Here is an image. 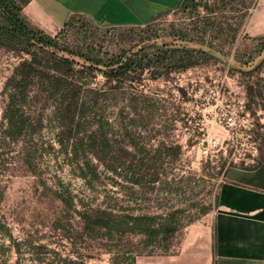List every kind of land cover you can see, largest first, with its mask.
Instances as JSON below:
<instances>
[{
  "label": "rangeland",
  "instance_id": "obj_1",
  "mask_svg": "<svg viewBox=\"0 0 264 264\" xmlns=\"http://www.w3.org/2000/svg\"><path fill=\"white\" fill-rule=\"evenodd\" d=\"M195 4L136 26L70 21L54 50L82 78L86 110L70 132L36 83L21 102L26 130L5 134L4 84L19 58L0 49V264H138L169 239L131 230L126 216L173 223L172 249L211 222L228 167L264 156V0ZM175 48L195 50L197 62L152 75L148 58ZM129 58L135 69L108 81L105 68ZM246 86L262 94L250 107ZM242 101L240 127L228 131L221 122ZM91 135L106 138L103 152ZM213 139L221 149L204 154ZM91 210L111 213V229L84 230L78 212Z\"/></svg>",
  "mask_w": 264,
  "mask_h": 264
},
{
  "label": "crops",
  "instance_id": "obj_2",
  "mask_svg": "<svg viewBox=\"0 0 264 264\" xmlns=\"http://www.w3.org/2000/svg\"><path fill=\"white\" fill-rule=\"evenodd\" d=\"M181 0H29L26 20L56 35L81 16L99 26L142 25L174 11ZM211 222L180 245L139 257L138 264H264V156L254 167H231L215 198Z\"/></svg>",
  "mask_w": 264,
  "mask_h": 264
},
{
  "label": "trees",
  "instance_id": "obj_3",
  "mask_svg": "<svg viewBox=\"0 0 264 264\" xmlns=\"http://www.w3.org/2000/svg\"><path fill=\"white\" fill-rule=\"evenodd\" d=\"M28 2L29 0H0V49L12 52L19 58L18 65L4 84V91L8 99L4 115L5 134L12 139L20 136L27 128L28 120L21 102L26 98L32 85L36 83L38 88L46 93V98L55 99L60 120L69 129V132L71 131L70 127L75 126V122L78 123L77 120L84 116L86 110L85 102L79 94L82 78L77 76L78 71L74 69L73 60L59 56L54 51L57 49L62 30L69 25L70 21H73L74 17L64 25L60 32L51 37L31 25L24 17L23 9ZM188 4L197 6L192 0H181L179 7ZM198 55V52L189 49L164 50L152 58H148L146 67L147 69L156 67V70H152V75H168L172 62L176 69L185 70L197 62ZM261 64L262 60L259 61L257 67ZM134 65L138 64L129 58L121 66H107L103 73L108 81L114 80L119 85L128 72L135 69ZM159 67L164 69L163 73L160 72ZM82 71L84 70L80 71L83 74ZM245 90L247 107L253 103L255 96H262L261 93L255 94L253 86H246ZM97 139H100L99 150L103 152L104 147L108 146V141L104 136L101 138L94 135L89 136L90 147H98ZM60 198L66 205H69L66 196L60 193ZM78 213L84 230L97 232L111 229L113 217L106 210ZM125 219V225L130 226L131 230H138V227H141L140 231L152 238L163 234L168 240L177 230L173 223L156 224V228H154L151 224L152 219L147 217L126 216ZM131 264H134L133 260Z\"/></svg>",
  "mask_w": 264,
  "mask_h": 264
},
{
  "label": "built area",
  "instance_id": "obj_4",
  "mask_svg": "<svg viewBox=\"0 0 264 264\" xmlns=\"http://www.w3.org/2000/svg\"><path fill=\"white\" fill-rule=\"evenodd\" d=\"M192 1L195 3L205 4V3H212L216 0H192ZM244 103H245L244 101L241 102V105L239 106V110H237L236 112H232L224 116L221 124H223L224 128L227 129L228 131L237 130V127H240L239 119L241 117V114L243 113V109L245 108V106H243ZM245 116H248V114H245ZM248 130H249L248 136L251 137L250 128H248ZM209 149L219 151L221 149L219 141L216 139H213L210 142H208L207 147L204 149V154H207ZM255 153H256V150H255ZM255 157H256L255 154H251L249 158L243 159V164H242L243 167H247V168L254 167L258 162V160H255ZM233 167H236V166H233ZM224 178H225V175H222L220 178V183L224 181Z\"/></svg>",
  "mask_w": 264,
  "mask_h": 264
}]
</instances>
